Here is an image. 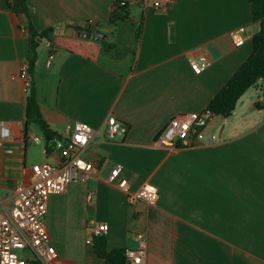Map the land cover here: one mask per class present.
<instances>
[{"label":"crops","instance_id":"0c3cea01","mask_svg":"<svg viewBox=\"0 0 264 264\" xmlns=\"http://www.w3.org/2000/svg\"><path fill=\"white\" fill-rule=\"evenodd\" d=\"M118 0H28L39 31L54 27L52 42L37 54L32 81L40 110L61 142L78 120L100 130L82 151L96 163L88 181L49 197L46 226L61 264H104L87 245L93 222L106 223L108 251L137 246L146 231V264H264V92L262 80L238 101L220 128L221 140L172 151L154 143L172 118L200 113L252 55L251 38L236 46L233 31L252 37L249 0H173L157 11L155 0H129L127 20L110 24ZM0 0V121L12 130L0 140V212L35 164L59 165L61 151L30 143L42 135L26 125L28 88L20 78L30 62L25 24ZM71 21L97 25L99 40L67 34ZM73 26L74 30H80ZM103 43H101V41ZM53 56L50 67L47 62ZM191 61L205 63L198 74ZM260 102L262 107L254 105ZM110 115L129 127L105 138ZM211 122L209 132H216ZM121 166L131 190L145 183L156 201L129 205L113 169Z\"/></svg>","mask_w":264,"mask_h":264},{"label":"built area","instance_id":"2783aa9c","mask_svg":"<svg viewBox=\"0 0 264 264\" xmlns=\"http://www.w3.org/2000/svg\"><path fill=\"white\" fill-rule=\"evenodd\" d=\"M173 0H155L152 5L155 10L167 9ZM129 0H118L114 6V13L129 6ZM252 37L245 26H241L232 32L231 38L236 46L242 45ZM53 56L47 62L51 66ZM206 64L191 61V67L200 74ZM30 66L24 67L20 78L29 88ZM215 115L208 109L203 112L184 113L172 118L154 145L175 151L179 148L199 147L204 144L219 142V131L209 132ZM105 138L116 140L124 137L129 130L126 123L116 116L110 115L104 123ZM100 130L94 129L82 121H72L65 126V138L57 141L55 148L62 150L59 165L34 164L24 180L14 189L12 206L9 211L0 212V264H61L57 261V252L50 243L49 232L46 226V214L48 213L49 197L53 194H61L68 190L70 183L80 179L88 181L92 173L97 169L95 162L82 156L85 147L99 137ZM12 137V130L7 122L0 121V140L6 141ZM41 135L27 136L30 143L40 144L44 141ZM121 166L113 169L109 176V182H116L122 190L129 205H135L139 201L153 204L156 201L158 189L145 183L136 191L131 190L126 178H119ZM91 237L87 245L93 246L95 238L106 237L109 226L106 223L93 222L91 224ZM137 246L126 249V264H146L147 233L137 231L133 234Z\"/></svg>","mask_w":264,"mask_h":264},{"label":"trees","instance_id":"16d2710c","mask_svg":"<svg viewBox=\"0 0 264 264\" xmlns=\"http://www.w3.org/2000/svg\"><path fill=\"white\" fill-rule=\"evenodd\" d=\"M250 3V21L252 23H262L260 31L251 37L252 55L243 62L237 71L233 74L226 86L208 104L207 109L215 116L229 118L235 111L239 99L258 81L262 80V90L264 92V0H249ZM8 7L25 24V30L28 34L30 52V81L28 88V97L26 98V125L34 124L41 131L48 150L52 140L59 139V135L54 131L47 120L44 118L38 104L37 89L32 81L35 61L37 59L38 47L40 46L37 38H46L48 42L53 40L54 27L39 31L32 21L28 0H8ZM127 20V8H122L112 14L111 25ZM92 25V24H91ZM93 26L96 28L97 25ZM81 29V27H77ZM90 32V31H88ZM262 104L257 102L254 106L260 108ZM94 250L97 256L102 259L104 264H126L127 258L123 248L108 251L106 248L105 237L95 238ZM39 264V263H32Z\"/></svg>","mask_w":264,"mask_h":264},{"label":"water","instance_id":"95a60500","mask_svg":"<svg viewBox=\"0 0 264 264\" xmlns=\"http://www.w3.org/2000/svg\"><path fill=\"white\" fill-rule=\"evenodd\" d=\"M262 23H260V26L262 27ZM73 26H79L81 27L80 30H74ZM65 28L68 30L67 34L72 35L79 38L84 39H91V40H99L105 37V34L101 33V31L97 30L93 25L90 23H87L85 21H71L69 22ZM90 31V32H88ZM39 41L40 46L38 47V54L42 52L45 43L47 42L46 38H37ZM57 145V140H52L49 144V148H54ZM62 152V150H60Z\"/></svg>","mask_w":264,"mask_h":264},{"label":"rangeland","instance_id":"374dc122","mask_svg":"<svg viewBox=\"0 0 264 264\" xmlns=\"http://www.w3.org/2000/svg\"><path fill=\"white\" fill-rule=\"evenodd\" d=\"M100 41L101 43H103L102 40ZM212 123L215 124V128L217 129L216 131H218L223 126V124L227 123V121L221 120L219 117H214V119L212 120Z\"/></svg>","mask_w":264,"mask_h":264}]
</instances>
